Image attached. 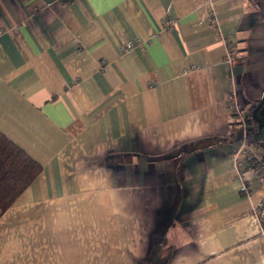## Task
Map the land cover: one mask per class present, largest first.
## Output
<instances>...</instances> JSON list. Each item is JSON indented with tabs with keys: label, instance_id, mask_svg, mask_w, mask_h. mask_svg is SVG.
I'll return each mask as SVG.
<instances>
[{
	"label": "crops",
	"instance_id": "1",
	"mask_svg": "<svg viewBox=\"0 0 264 264\" xmlns=\"http://www.w3.org/2000/svg\"><path fill=\"white\" fill-rule=\"evenodd\" d=\"M232 92L264 160V0H0V133L41 165L0 264H264Z\"/></svg>",
	"mask_w": 264,
	"mask_h": 264
},
{
	"label": "trees",
	"instance_id": "2",
	"mask_svg": "<svg viewBox=\"0 0 264 264\" xmlns=\"http://www.w3.org/2000/svg\"><path fill=\"white\" fill-rule=\"evenodd\" d=\"M256 116H260L255 114ZM41 171V165L23 149L0 133V215L14 203L20 193ZM169 248L153 244L146 254V264H166Z\"/></svg>",
	"mask_w": 264,
	"mask_h": 264
},
{
	"label": "built area",
	"instance_id": "3",
	"mask_svg": "<svg viewBox=\"0 0 264 264\" xmlns=\"http://www.w3.org/2000/svg\"><path fill=\"white\" fill-rule=\"evenodd\" d=\"M211 23L215 27H218V22L209 17ZM132 45V43H128V46ZM224 61L229 64H236L238 62V58L232 51L224 54ZM230 108V116L234 119L236 124H238L243 131V134L236 138V146L232 153L233 166L236 170V175L238 178H244L246 171L251 169L259 177L261 180H264V160L258 159L248 147V143L245 140V131L247 127V118L245 114L239 109L236 104L234 92H232L228 96V103ZM257 192V198L253 201L251 206L252 215L258 220L260 234L264 236V189H259Z\"/></svg>",
	"mask_w": 264,
	"mask_h": 264
},
{
	"label": "water",
	"instance_id": "4",
	"mask_svg": "<svg viewBox=\"0 0 264 264\" xmlns=\"http://www.w3.org/2000/svg\"><path fill=\"white\" fill-rule=\"evenodd\" d=\"M262 104H264V99H262L259 104L258 107H256V109L253 112V116L255 117L256 120H259L260 122L264 123V119H259L258 117H256L254 114L256 113V111L262 106Z\"/></svg>",
	"mask_w": 264,
	"mask_h": 264
},
{
	"label": "rangeland",
	"instance_id": "5",
	"mask_svg": "<svg viewBox=\"0 0 264 264\" xmlns=\"http://www.w3.org/2000/svg\"><path fill=\"white\" fill-rule=\"evenodd\" d=\"M261 113H264V105H262V107H261ZM260 113V114H261ZM260 154H262V153H260ZM259 155V154H258ZM261 156V155H260Z\"/></svg>",
	"mask_w": 264,
	"mask_h": 264
}]
</instances>
